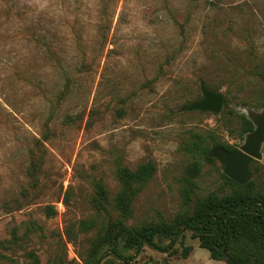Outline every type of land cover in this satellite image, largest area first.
I'll return each mask as SVG.
<instances>
[{
	"label": "rangeland",
	"instance_id": "rangeland-1",
	"mask_svg": "<svg viewBox=\"0 0 264 264\" xmlns=\"http://www.w3.org/2000/svg\"><path fill=\"white\" fill-rule=\"evenodd\" d=\"M202 81L227 116L264 114V0H0V264L81 263L96 228L119 219L118 166L154 165L128 226L172 224L231 192L217 159L195 173L186 150L197 132L236 149L246 137L221 112L181 110ZM260 153L248 174L264 192V140ZM92 180L108 190L100 211ZM129 264L226 263L184 229Z\"/></svg>",
	"mask_w": 264,
	"mask_h": 264
},
{
	"label": "trees",
	"instance_id": "trees-1",
	"mask_svg": "<svg viewBox=\"0 0 264 264\" xmlns=\"http://www.w3.org/2000/svg\"><path fill=\"white\" fill-rule=\"evenodd\" d=\"M226 106L225 98L220 113L224 118V125L228 126L229 122L237 119L236 131H239L240 136L253 130V123L243 115L227 116ZM69 119L73 120V117ZM215 146H223L228 150L236 149L221 141L213 130L192 135L186 150L192 155L194 162L191 168L195 173L199 170V161L212 162L216 159L211 154ZM153 173L154 165L151 161L140 164L134 170L117 167L120 188L114 197L113 205L119 212V219L104 222L96 228L86 252L80 256L81 263L76 264H106L113 258L118 260V264H129L144 245L168 251L184 229L191 230L199 239L200 246L206 248L214 259L224 260L226 264H264V192L257 190L254 181L248 180L240 185L224 175L232 186V191L222 197L207 195L199 202L193 214L178 215L172 224L128 226L123 220L132 213L133 197ZM248 173L251 172L248 170ZM92 187L99 197L96 202L97 210L105 209L106 204L110 203L108 190L100 180H92ZM55 212L50 204L45 206L46 215ZM83 224L85 229H89L94 227L95 221ZM162 235L170 239L165 246L155 242V239ZM128 249H132L133 253L124 255L123 252ZM52 261L53 264H67L62 253L54 254Z\"/></svg>",
	"mask_w": 264,
	"mask_h": 264
},
{
	"label": "water",
	"instance_id": "water-1",
	"mask_svg": "<svg viewBox=\"0 0 264 264\" xmlns=\"http://www.w3.org/2000/svg\"><path fill=\"white\" fill-rule=\"evenodd\" d=\"M201 96L181 106L185 111L210 112L217 115L224 103V94L200 82ZM253 130L246 133L245 140L239 148L228 150L223 146H215L211 154L223 166V173L237 184L243 185L249 180L248 167L253 159L261 156L260 146L264 140V114H250Z\"/></svg>",
	"mask_w": 264,
	"mask_h": 264
}]
</instances>
